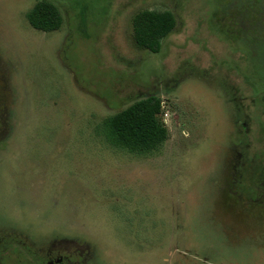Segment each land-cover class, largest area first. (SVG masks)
<instances>
[{
  "label": "rangeland",
  "instance_id": "1",
  "mask_svg": "<svg viewBox=\"0 0 264 264\" xmlns=\"http://www.w3.org/2000/svg\"><path fill=\"white\" fill-rule=\"evenodd\" d=\"M39 1L0 0V264H264V0H47L55 31ZM143 9L176 17L157 53ZM149 94L162 146L109 143Z\"/></svg>",
  "mask_w": 264,
  "mask_h": 264
},
{
  "label": "trees",
  "instance_id": "2",
  "mask_svg": "<svg viewBox=\"0 0 264 264\" xmlns=\"http://www.w3.org/2000/svg\"><path fill=\"white\" fill-rule=\"evenodd\" d=\"M27 19L34 28L43 31H55L63 21L58 7L47 0L37 2L27 12ZM132 23L136 44L157 53L163 40L174 30L176 17L170 10L143 9L134 15ZM161 109L162 99L149 94L108 116L103 122L108 142L135 153L156 150L166 141L169 132L159 121ZM30 252H27L28 256H31Z\"/></svg>",
  "mask_w": 264,
  "mask_h": 264
},
{
  "label": "flooded vegetation",
  "instance_id": "3",
  "mask_svg": "<svg viewBox=\"0 0 264 264\" xmlns=\"http://www.w3.org/2000/svg\"><path fill=\"white\" fill-rule=\"evenodd\" d=\"M67 261L69 262V259H68ZM59 264H66V263H65V261L63 262V260H62V262H61V263H59Z\"/></svg>",
  "mask_w": 264,
  "mask_h": 264
}]
</instances>
